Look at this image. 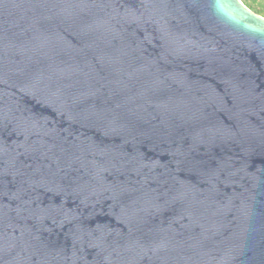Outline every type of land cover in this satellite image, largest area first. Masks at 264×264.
<instances>
[{"label":"water","instance_id":"water-1","mask_svg":"<svg viewBox=\"0 0 264 264\" xmlns=\"http://www.w3.org/2000/svg\"><path fill=\"white\" fill-rule=\"evenodd\" d=\"M0 264H264V16L0 0Z\"/></svg>","mask_w":264,"mask_h":264},{"label":"trees","instance_id":"trees-1","mask_svg":"<svg viewBox=\"0 0 264 264\" xmlns=\"http://www.w3.org/2000/svg\"><path fill=\"white\" fill-rule=\"evenodd\" d=\"M250 1V0H249ZM257 0H251L250 2H251V4L254 6L253 8L251 7V6H249L244 0H243V2L247 5V6H249L251 9H253L254 11H256L257 13H259V14H262L263 15V9H264V7H263V3L264 2H262L260 5H256L255 4V2H256ZM264 1V0H263Z\"/></svg>","mask_w":264,"mask_h":264},{"label":"rangeland","instance_id":"rangeland-1","mask_svg":"<svg viewBox=\"0 0 264 264\" xmlns=\"http://www.w3.org/2000/svg\"><path fill=\"white\" fill-rule=\"evenodd\" d=\"M249 6H251L252 8L254 7L252 4H251V0L249 1V0H244ZM264 2L263 0H257L256 2H255V4L256 5H260L262 2ZM263 7H264V3H263ZM263 16H264V9H263Z\"/></svg>","mask_w":264,"mask_h":264}]
</instances>
